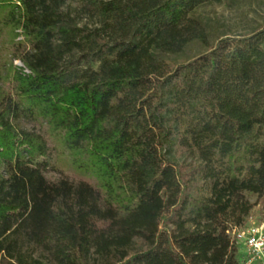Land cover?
<instances>
[{
	"label": "trees",
	"instance_id": "trees-1",
	"mask_svg": "<svg viewBox=\"0 0 264 264\" xmlns=\"http://www.w3.org/2000/svg\"><path fill=\"white\" fill-rule=\"evenodd\" d=\"M216 2L0 0V264H242L264 29L210 45Z\"/></svg>",
	"mask_w": 264,
	"mask_h": 264
},
{
	"label": "rangeland",
	"instance_id": "rangeland-1",
	"mask_svg": "<svg viewBox=\"0 0 264 264\" xmlns=\"http://www.w3.org/2000/svg\"><path fill=\"white\" fill-rule=\"evenodd\" d=\"M69 3L71 4V8L68 9L69 13L76 18L80 26L88 25L93 29L96 27L95 25H98L92 18L77 13L76 9H79L78 3ZM194 17L203 28L210 45H215L219 40L226 37L243 36L264 29V0H219L215 4L204 5L198 8L194 13ZM17 35H20V31H17ZM21 40L23 38L18 36L16 41ZM203 51V48L198 43L189 47V54L192 56H196ZM91 64L94 69L98 66L95 62ZM13 67L18 70L24 69L23 64L19 60L13 61ZM24 73L27 72L24 70ZM24 128L30 129V126L24 125ZM47 176L50 178L60 177L56 173H49ZM245 197L250 201L253 208L242 228L253 225H264V199H258V197L251 194H245ZM234 231H231L233 239ZM236 244L238 257L242 261L244 260L246 249L244 245ZM256 264L262 263L256 262Z\"/></svg>",
	"mask_w": 264,
	"mask_h": 264
},
{
	"label": "built area",
	"instance_id": "built-area-1",
	"mask_svg": "<svg viewBox=\"0 0 264 264\" xmlns=\"http://www.w3.org/2000/svg\"><path fill=\"white\" fill-rule=\"evenodd\" d=\"M236 243L246 249L242 264H264V225L243 227L233 232Z\"/></svg>",
	"mask_w": 264,
	"mask_h": 264
}]
</instances>
